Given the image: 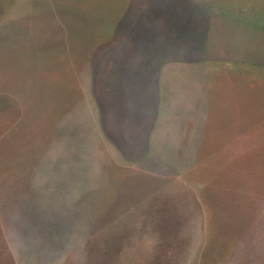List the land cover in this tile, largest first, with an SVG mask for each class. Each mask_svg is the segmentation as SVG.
Instances as JSON below:
<instances>
[{
  "label": "rangeland",
  "instance_id": "374dc122",
  "mask_svg": "<svg viewBox=\"0 0 264 264\" xmlns=\"http://www.w3.org/2000/svg\"><path fill=\"white\" fill-rule=\"evenodd\" d=\"M0 264H264V0H0Z\"/></svg>",
  "mask_w": 264,
  "mask_h": 264
},
{
  "label": "crops",
  "instance_id": "0c3cea01",
  "mask_svg": "<svg viewBox=\"0 0 264 264\" xmlns=\"http://www.w3.org/2000/svg\"><path fill=\"white\" fill-rule=\"evenodd\" d=\"M195 47H196V48H199V47H198V45H197V46H195ZM195 47H194V48H195ZM189 63H192V64H197V62H196V61H195V62H190V61H189Z\"/></svg>",
  "mask_w": 264,
  "mask_h": 264
}]
</instances>
